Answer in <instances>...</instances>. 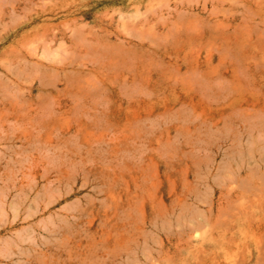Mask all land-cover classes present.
<instances>
[{
    "label": "rangeland",
    "instance_id": "374dc122",
    "mask_svg": "<svg viewBox=\"0 0 264 264\" xmlns=\"http://www.w3.org/2000/svg\"><path fill=\"white\" fill-rule=\"evenodd\" d=\"M227 16L264 33V0H0V264H264V110L234 115L204 92L196 107L151 110L129 67L177 50L217 66L208 48ZM253 87L245 96L264 101ZM92 105L101 126L104 112L144 115L112 186L82 171L109 160L81 147Z\"/></svg>",
    "mask_w": 264,
    "mask_h": 264
},
{
    "label": "bare ground",
    "instance_id": "6f19581e",
    "mask_svg": "<svg viewBox=\"0 0 264 264\" xmlns=\"http://www.w3.org/2000/svg\"><path fill=\"white\" fill-rule=\"evenodd\" d=\"M258 3L260 2L258 1ZM179 14H178L179 17L183 15L181 14V12ZM193 16H196V13L195 14L193 13ZM257 17L259 18L261 17L263 19V13L260 8L256 9L255 16H253L252 18L255 21ZM233 18L234 16L233 17L227 16V19H222L220 20L221 22H218L223 27V31L219 32L215 36L217 38H221V42L219 44H212L208 48L209 62L214 57L215 51L217 50L219 51L218 53H220V61L217 66H212L210 68L209 67L207 68L203 66L199 57L193 56L195 57L193 60L188 55H182L180 50L175 51V59L173 61L166 62L163 60L161 64L159 62L160 65L145 64L140 67L138 63L131 64V62L134 61L133 59L135 57L133 58L131 56V58L133 59L128 58V60L131 59V62L129 61L131 66L129 67L133 74L132 76L133 80L135 81L137 80L141 84L146 85L147 86L146 88H148L150 93L154 95V98L152 97L150 101L152 105L151 110H156L159 106L173 108L175 107V104L178 101L182 102L183 104H190L193 107H196L201 102L199 96L201 92H202L201 96H203L204 93H205L204 96L208 94L207 96H205L207 100H208V96H211V98H213L212 102L213 100L219 102V104H221V107H219V109L227 110L230 107L235 108V110L232 112L234 115L237 110H243L244 112L257 108L264 110V101L262 96L257 98V100L250 102V100L244 94L247 91L251 90V88H254L253 86L258 87L259 85L261 86L262 92L264 94V83L262 82V78L256 75L250 63L251 59H253L255 62V66L258 69H260L261 74L264 78V33L263 31H261L262 33L261 35L259 34L260 36L258 37V39L254 40L253 33L258 29V28L256 29V27L257 26L259 27V25H256L257 24L256 23L255 24L256 26H252L251 24L249 26H246L247 24H249L247 23L245 24L247 31L244 34H241L239 31V26H237L233 22ZM247 19L249 18L247 17ZM208 23L211 24L210 22ZM189 28L191 29V27ZM189 28L187 30L190 32L191 30ZM199 29H201V27ZM233 29L234 31H231ZM201 30H197V32ZM122 44L124 45V43ZM165 46L166 49H170L168 45ZM134 51L136 53L137 50ZM118 52L120 55V51ZM192 52L194 53V51ZM192 52L190 51V53ZM196 52H198L196 55L201 53L200 50H197ZM121 57L123 58L124 56L121 55ZM125 57L122 59L123 61L125 60ZM192 62L193 63L196 62V65L192 64ZM185 63L192 64V66L191 65L187 66L188 67L187 70L183 71V67ZM195 72H198L199 76L194 81H192L189 79L190 74ZM71 73L74 74V72ZM74 75H72L73 79H74ZM68 77L70 76L68 75ZM124 83L128 84V82L126 83L125 81ZM125 84H122V86L124 85V89L126 86ZM122 86H120L119 88H122ZM126 88L128 89L129 85L126 86ZM230 88H232L233 91L239 95L238 98L235 97L229 102H222L221 98H223L225 92ZM121 90L123 91V89ZM136 100L137 99H135V102H132V104L130 105V109H136V108L142 109L140 106L138 107ZM183 104L182 106L184 107ZM182 109L183 108L181 107L180 111L177 112L180 113L185 112ZM86 111L89 116V120L83 119L79 129L81 132H83L81 147L85 150L88 156L90 155V157L95 155V153L99 154L103 152L105 153L106 157L109 158V160L105 162L104 160L99 159L97 160V163H95L94 166L90 167L89 169L84 168L82 170L84 172V177L86 178L87 183H89L88 180H90L91 176H95L94 178L98 179L99 184L110 183L112 186L117 181L123 170V166L121 165V162L118 160L120 154L125 148L135 149L138 139L144 135L143 129L139 126V121L142 120L144 115L136 114V116L135 115L131 116L130 114L127 113L123 114L122 111H114V110L104 112L106 124H104V126H101L100 123L101 113H99V111L96 110V106L92 105L90 108H86ZM165 113L164 115H168V111ZM169 113L170 115H172L176 112L173 113L170 111ZM111 129H113V134L108 137V133ZM168 131L170 132L171 129H168ZM162 135H164V133ZM157 142H159V140ZM81 153H82L81 151L77 152L78 155H80ZM74 160L75 159H73L72 162ZM85 160L86 157L82 156L81 154L80 161L84 163ZM62 175L63 173L59 174V179L62 178Z\"/></svg>",
    "mask_w": 264,
    "mask_h": 264
}]
</instances>
